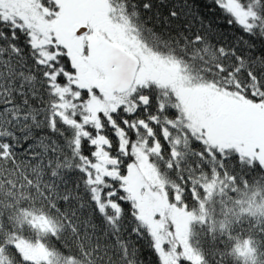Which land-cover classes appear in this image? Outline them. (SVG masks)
<instances>
[{"label":"snow or ice","instance_id":"1","mask_svg":"<svg viewBox=\"0 0 264 264\" xmlns=\"http://www.w3.org/2000/svg\"><path fill=\"white\" fill-rule=\"evenodd\" d=\"M250 181L264 0H0V264H260Z\"/></svg>","mask_w":264,"mask_h":264},{"label":"trees","instance_id":"2","mask_svg":"<svg viewBox=\"0 0 264 264\" xmlns=\"http://www.w3.org/2000/svg\"><path fill=\"white\" fill-rule=\"evenodd\" d=\"M254 180V178H253ZM217 192V194L206 200L209 207L215 204V208L217 211V215L215 218L211 215L210 212L207 213V219L209 224L215 223L216 226H219V223L224 219H230L234 217L237 213H241L242 215L248 217L253 221H258L264 219V217L250 216L248 212H242V209L252 208L253 210L257 208H264V182H253L250 181L246 186L240 188L238 192H231L228 190V187L221 188ZM223 205V212L230 213L229 216H224L221 214V206ZM247 223V220H245ZM197 229L193 227L192 232L195 233ZM251 229H249V232ZM246 239H253L248 236ZM235 247V245H233ZM142 258L148 262L154 261V256H152L147 249H145L142 253ZM62 264V262H61ZM242 264V262H241ZM260 264H264V261H260Z\"/></svg>","mask_w":264,"mask_h":264},{"label":"rangeland","instance_id":"3","mask_svg":"<svg viewBox=\"0 0 264 264\" xmlns=\"http://www.w3.org/2000/svg\"><path fill=\"white\" fill-rule=\"evenodd\" d=\"M219 189H220V184H216V185L212 188V190H211V195L208 196V197L206 198V200H208V199L214 197V196L217 194V192H222V191H218Z\"/></svg>","mask_w":264,"mask_h":264}]
</instances>
